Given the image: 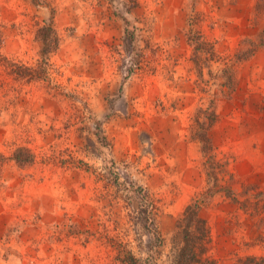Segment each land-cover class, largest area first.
I'll return each instance as SVG.
<instances>
[{"label": "rangeland", "instance_id": "rangeland-1", "mask_svg": "<svg viewBox=\"0 0 264 264\" xmlns=\"http://www.w3.org/2000/svg\"><path fill=\"white\" fill-rule=\"evenodd\" d=\"M203 191L194 264H264V0H0V264H176Z\"/></svg>", "mask_w": 264, "mask_h": 264}, {"label": "trees", "instance_id": "trees-1", "mask_svg": "<svg viewBox=\"0 0 264 264\" xmlns=\"http://www.w3.org/2000/svg\"><path fill=\"white\" fill-rule=\"evenodd\" d=\"M52 26L50 24L44 25L39 28L40 38L43 40L42 48L40 51L41 60L38 62V66H43V68H25L21 76L28 78L40 77L45 71V66L48 64V59L45 57V53H49L57 47L55 44V38L53 39L51 35ZM49 65V64H48ZM16 70L14 72L17 74L21 70L20 65H16ZM20 154H15V159H19ZM209 174L215 175L218 179L217 172L213 173L209 171ZM211 191V190H210ZM206 191L199 193L200 197L193 199L192 202L186 205L182 212L181 218L177 219L176 223V234H185L186 241L179 249V254L175 258L176 264H194L203 260V255L206 252V242H207V226H205V221L198 215V209L203 205L204 194ZM199 234V235H198ZM121 262L132 263L134 261V256L131 252L126 251L123 256L119 259Z\"/></svg>", "mask_w": 264, "mask_h": 264}]
</instances>
